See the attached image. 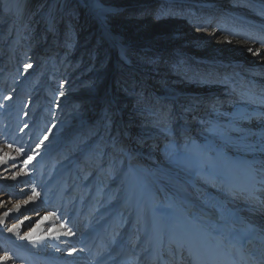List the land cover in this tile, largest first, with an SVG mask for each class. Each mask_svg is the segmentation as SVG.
I'll return each instance as SVG.
<instances>
[{"label":"bare ground","instance_id":"6f19581e","mask_svg":"<svg viewBox=\"0 0 264 264\" xmlns=\"http://www.w3.org/2000/svg\"><path fill=\"white\" fill-rule=\"evenodd\" d=\"M65 1L56 0L50 18L46 19L47 14L42 10L50 3L48 0H0V74L7 75L11 64L17 70L24 67L21 64L27 59L31 60L34 73H38L51 57L59 62L67 52H59L53 46L58 45L59 38L52 39V33L75 36L76 52L70 63L62 65L61 74L66 79L57 105L60 117L71 119L73 124L63 135L51 138L41 147L48 154L53 151V158L57 153L55 159L61 165L84 157V153L78 154L80 142L88 136L89 129L99 126L102 113L114 112L122 102L121 111H128V123L119 125L123 119L117 124L120 115L105 122L102 136L106 139L105 146L99 155L92 153L94 157L89 156V160L77 161L79 164L70 169L68 181H37L35 160L31 173L34 176L28 179L20 158L15 156L13 166L4 172L1 181L28 183L31 179L45 193L60 186L50 204L58 209L59 218L69 224L72 233L66 234L47 213L49 219L34 229L31 238H0V243L11 244L22 259V263H12L170 264L172 255L180 256L182 262L192 249L208 251L209 262H215V256L222 254L225 261L233 264L231 258L235 252L246 257L258 253L264 258V12L256 7H264V0H221L219 6L210 7L223 10L218 16L212 13L214 18L201 15L200 5L208 7V4L200 2H195L196 10L190 12L179 10L154 16L152 10L141 8L152 6L157 0H85L82 8L79 7L78 23L68 31L64 17L76 0L69 2V7ZM221 16L225 19L222 24ZM58 17L63 20L57 24ZM4 18L6 22L2 21ZM9 29L13 33L17 30L18 34L11 47L4 46L5 41L12 40V37L6 39L5 30L9 32ZM19 39L26 42L21 45L25 52L20 53L22 50L16 45ZM100 42L103 48L98 50ZM197 47L207 51H196ZM12 50L16 54L27 53L26 59L19 55L17 62L6 60ZM125 50L137 62L112 64L119 58V52ZM168 52H175V56L187 59L192 65L172 66L162 56ZM195 52L203 57L202 53H208L211 57L202 59ZM89 53L94 55V60L87 58ZM90 71L93 76L87 77ZM123 71L131 77L123 78ZM0 80H3L1 75ZM28 82L24 80L21 87L11 92L12 105L5 113L8 122L21 110ZM4 83L6 89L13 86L12 82ZM79 87L83 88L78 90ZM107 99L121 102L102 101ZM74 101L78 103L73 104ZM130 110L135 113L131 114ZM91 113L95 114L90 117ZM87 120L97 124L80 129L89 123ZM165 128L171 129L164 131ZM132 131L138 141H131ZM111 135L121 140L112 150ZM169 137L182 147L196 142L207 149L201 157L205 168L192 173L173 164L164 148ZM64 148L75 149V153L69 154ZM123 148L130 153L132 170L144 167L146 180L149 177L156 182L151 198L164 215L153 208L147 218L145 209L138 215L136 208L135 215L127 220L123 216L127 203H111V197L103 193L105 175L101 167L109 163L103 158L107 159L114 151L124 154ZM81 165L89 169L83 181V174L76 176ZM137 198L139 203L147 201L146 195ZM34 204L42 207L36 197ZM96 207L99 210L94 212ZM170 213L179 217H167ZM132 220H135L133 228L121 232L124 222L128 228ZM135 229L142 236L138 244L133 238ZM4 236L0 232V237ZM172 244L183 248L185 254L178 255L180 252L172 249ZM132 250L136 256L128 259Z\"/></svg>","mask_w":264,"mask_h":264},{"label":"rangeland","instance_id":"374dc122","mask_svg":"<svg viewBox=\"0 0 264 264\" xmlns=\"http://www.w3.org/2000/svg\"><path fill=\"white\" fill-rule=\"evenodd\" d=\"M48 1H50V3L48 2V6L44 5V9L42 10L43 13L47 14L45 16L46 19L48 17L50 18V13L54 8V3L56 2V0L54 1L48 0ZM73 1L74 0H66L65 3L69 7L70 6L69 2H73ZM84 1L85 0H76L75 3L76 5L73 4L69 7L66 13V17H64L66 18V21L64 20V24L67 31L69 29L73 30L74 26L78 23V19H79L78 16L80 15L79 7L82 8V6L85 3ZM157 1H158L157 3L155 2L154 4L152 3L153 4L152 6H146L144 8H141V10H152L154 16L163 15L164 13L170 11L172 12V11L182 10V11L190 12L193 9L196 10L194 3L200 2V4H204V3L208 4V7H203L200 5V11L202 13L201 15L205 14L206 16L214 18L212 13L217 14L218 16V14L223 11L221 8H210L212 7V4L218 5V3L221 2V0H188V1L172 0V2L170 3H168L167 0H157ZM7 5H9V3H7ZM188 5H190V7H188ZM242 5L244 6V4ZM256 7L260 10H263L264 12V7H260L259 5ZM61 8L64 10L66 8V5L62 6ZM6 12L9 11L7 10ZM104 17L107 18V15L104 14ZM6 19L4 18L2 21L6 22ZM62 20H63L62 18L58 17L56 23L57 24L58 22L61 23ZM224 20L221 16L220 24H222ZM8 28L9 27H6V29ZM55 28L57 30V26ZM80 31L81 28L79 29V32ZM12 33L13 30L11 29H9V32L5 30L6 39L9 40V38L12 37V40H10V42L8 43V41H5L6 40L5 39L4 46L6 45L9 47L13 46L14 43L13 39L16 40L18 38L17 30L13 34ZM52 34H53L52 39L54 36L55 38H59L58 45L64 47L60 48L57 45V43H54L53 46H57L59 52H63L64 50H67V52L62 55V59H60L59 62H57V59L55 57H51V60L49 62L46 61L44 63V66L38 71V73H34V70L32 69L33 65L31 63V60L27 59L28 61H23L21 64L24 67L22 68L20 67L17 70V68L13 69L12 68L13 64H11L8 66L9 72L7 75L0 74L3 77V80H0V197H2L0 198V232L5 233L4 237H0L2 240L7 239L6 237H12V236L14 237L16 236L18 238L23 237L24 239H26V237L29 238L33 236L34 229H36L38 225H40L41 223L46 222V220H43V217H45L48 214L49 215L51 214L50 217L53 218L55 222L58 223V226L66 230V234L72 233V231L68 229L69 224L59 218L57 214L58 209H53L50 204L51 199L52 198L55 199V197H57V193L58 190L60 189V186L56 185V187L53 188L54 190L51 189L50 191L45 193L44 189L38 187L37 185H34L33 180L31 179L28 181V183L27 182L11 183L10 181H8L5 184L3 181H1L2 177L5 176L4 172L6 170L7 171L10 170L11 168L10 166H13L12 163L14 158L16 157L20 158L19 163L23 164L24 167L23 166L22 167L25 170L24 172H26V176L28 175L27 176L28 179L34 176V174L31 173L34 172L33 168H34V160H35L38 161L36 165L38 166V168L35 169L37 181L48 180V179L58 182L68 181L70 179L69 177H70L71 168L74 169V167L77 164H79L83 158L87 159L89 156L94 157L92 153H96L99 155V151L102 149V146L103 147L105 146L106 139H102V136L105 134V129L103 128L105 122L110 121L113 118H116L118 117V115H120L121 118L119 120L116 118L117 124L118 121L121 122L123 119L124 120L119 125L123 126V124L125 125L128 123V121H126L128 111H121L122 102L119 99L102 100L103 102H107V104H113V103L117 104V102H121V103H119V108L114 112H109V110H107L106 113H102L103 120L105 119V117L108 116L106 120H104L103 124H101V122L103 121L101 120L98 127L89 129L91 131L87 132L88 136L84 137L83 142H80L82 144H81L80 152L78 154L84 153V157H78L77 159L74 158L73 160H69L67 164L61 165L58 162L59 160L55 159V155L57 153L54 155L53 158V155H51L53 151H51L48 154L47 150L45 149L43 150L41 148L42 146L47 144V141H49L51 138L53 137L58 138L60 135H63L68 129L72 127L73 124L70 121L71 119L67 120V119H62L60 117L57 105H58L60 93L62 92L61 89L64 86V80L66 79L63 78L61 74V71L63 69L62 65L64 63H70L71 56H73L74 53L76 52L77 43L76 40L74 39L75 36L71 37V35H69L68 33H65L63 35L62 34L55 35L54 33ZM21 39L24 40L25 37ZM21 39H19V41L16 43V45L20 48V50H22L20 51V53L25 52V50L21 47V45H25L26 43L23 42ZM99 48L100 49L103 48L101 42L98 46V50ZM195 50L202 52L207 51V49L205 48L203 49L201 47H197ZM8 52H6V54ZM11 52L12 53L10 57L6 60L13 59L14 61L17 62L18 59H16V57L19 55L23 60L26 59L25 57L27 53L16 54L15 50H12ZM2 53L4 52H1V54ZM89 54H87V58L90 59L91 61L92 59L94 60V55L92 53ZM202 54H204L205 56L203 57L201 56V54H199L200 55L199 56L198 53L195 52L196 57L202 59L205 57H209L208 53H202ZM118 56L119 58L117 60L115 59L112 62V64L119 62L127 63L129 62V60L136 61V58L132 57V55L131 56L128 55V52L126 50L125 52L122 51L119 52ZM162 56L167 60H169L170 63H173L172 66H175L176 68L177 66L178 67L180 66L179 64H183L185 66L192 65V63L188 62L187 59H181L178 58V56H175V52H168L167 54H164ZM28 65H30V67H26ZM110 69H112V67H110ZM89 73L90 74H87V77H92L93 76L92 71H90ZM124 73L126 72L123 71L121 73V76L123 78L131 77L130 75ZM115 75L116 74L114 73V77ZM36 77L37 79H35ZM26 79L27 81L29 80L30 82H28L29 85L24 89V95H26V98L23 101V104L21 105V110L16 115V117L12 118L8 122L6 120L5 113L8 110V108H10L12 105L11 92H14L15 89L17 90L19 87H21L22 86L21 83ZM4 82L9 83V85L12 82L13 85L11 88L12 90L9 87L8 89H6ZM85 84L86 83H84L83 85ZM81 88L83 87H79L78 90H80ZM93 91L94 89L91 92ZM40 99H42L44 102L40 103L39 102ZM77 103H78L77 101L73 102V104H77ZM76 107L79 108V105H77ZM40 108H41V113L38 115ZM26 109H28L29 111L26 112ZM129 112L131 114L135 113L134 111L131 110ZM93 114L95 113H91L90 117ZM98 119L99 118H97V120ZM88 122L89 123H84L79 128L80 129H84L85 127L88 128L89 126H92L94 123V121H91V123L90 121ZM96 124H94L93 126H95ZM14 128H16V130H14ZM170 129L171 128H165L164 131L167 130L169 131ZM129 136L131 138V141H138L136 140V133L134 131H132ZM110 138H112L111 142H113V144L110 143L109 148L110 150H112L114 149V144L116 142L121 143V140L120 138H113L112 135L110 136ZM138 139L140 140L141 137H138ZM70 145H72V143H70ZM164 148L168 152L169 157L172 160V163L175 165L183 167L188 171H191L192 173H197L202 167L205 168V165H203L204 163V161L202 160L203 158L201 157H202V153L204 151L206 152L207 149H205L204 147L202 148L196 142H191L188 145L182 147L180 146V142L170 138L164 144ZM64 149L65 151L69 152V154L75 153V149L74 150H70L69 148H64ZM126 150L127 148L126 149L123 148L121 150L124 152V154H122V152L114 151L113 154L111 156L109 155L107 159H104L102 156L104 161L106 160L107 162H109L106 164L108 166L103 164L101 167L105 175V179H104L105 187L103 193L111 197L112 199L111 203L118 205H120L122 202L127 203V210L125 212L126 214L123 215L127 220H129L132 215H135L134 211L136 208H137L136 210L137 214L140 212L141 209H145L146 212L144 216L147 218L148 216L146 215L150 213L151 209L153 208L159 210L162 213V211L160 210V205L158 204L155 206L153 203V199L151 198V195L153 196V191H152L153 183L155 184L156 182H153L149 177L148 180H146L144 167H141L137 170H132V167L129 164V160L131 159V156L129 151ZM29 157H32L31 163H25V161L28 160ZM77 161L79 163L76 164ZM92 162H94V158H92ZM109 166H112V168H110V172L108 169ZM85 167L88 168L87 165L86 166L81 165L78 168V172L76 174V176H81L83 174V178H81L82 181L88 175L87 171L89 169H86ZM33 192L36 193L35 196H33ZM137 195L139 197L146 195L147 201L144 199V202L139 203ZM34 197H36L38 203L42 204V207L35 206ZM169 204L170 203H168V205ZM43 205L47 206V208H45V206ZM98 210L99 208L97 207L94 208V212H97ZM16 212H18V214ZM5 213H7V215H5ZM167 217L175 218L179 216H177L174 213H170ZM124 223L125 224H123L120 228L121 232H126L129 229L131 230V228H133L135 224V220L130 221V225L128 228H126V222ZM21 224L22 226L20 227V229L14 230L15 227ZM186 224H189V222H187ZM133 238L136 239L137 244L142 240V236H138L136 229ZM0 246L2 247L0 248V260H1L0 264H5L7 262L8 264H13L15 263V261L22 263L21 257L16 255V250H14V247L11 244H7L4 246L3 243H0ZM173 246L174 245L172 244V249L174 248ZM135 256H136L135 251L132 250L129 253L128 259H132ZM170 264H173V262Z\"/></svg>","mask_w":264,"mask_h":264},{"label":"snow or ice","instance_id":"6c2138e0","mask_svg":"<svg viewBox=\"0 0 264 264\" xmlns=\"http://www.w3.org/2000/svg\"><path fill=\"white\" fill-rule=\"evenodd\" d=\"M26 67H30V65H28ZM31 160H32V157H29L28 160L25 161V163H31ZM35 195H36V193L33 192V196H35ZM5 215H7V213H5ZM48 219H49V217H47V216L46 217H43V220H48ZM29 238H31V237H29ZM37 239H40V237H37Z\"/></svg>","mask_w":264,"mask_h":264}]
</instances>
